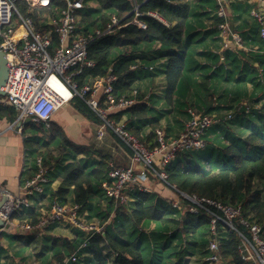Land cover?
Segmentation results:
<instances>
[{"label":"trees","instance_id":"obj_1","mask_svg":"<svg viewBox=\"0 0 264 264\" xmlns=\"http://www.w3.org/2000/svg\"><path fill=\"white\" fill-rule=\"evenodd\" d=\"M95 1L101 11L98 18L97 12L90 10L87 0L86 7L79 13V29L93 36L88 45V58L94 65L85 67L81 74L75 76V80L83 85L111 73L116 76V97L130 95L137 90L139 101L111 114L110 118L115 121L123 120L134 136L151 143L154 141L155 130L161 127V118L148 104L151 98L149 87L143 90L144 84L140 83L143 79L136 76V69L147 65L145 61L152 56L159 59V63H164L161 67L145 68L165 74L167 100L175 103L176 99L180 107L182 106L178 112L185 108L188 120L191 117L189 109L196 107L190 97H198L199 90L210 88L205 73L224 71L227 81L231 82V88L228 87L226 92L231 93L238 101L237 108L230 114H217L221 121L206 130L203 136L204 147L179 153L165 167L167 183L186 194L206 196L240 206L243 218L264 227V188L260 187L264 186V38L260 35L258 22L254 20L251 25L244 20L239 21L238 28L242 32L246 49H225L220 52L223 55L222 61L218 51H210L211 46L220 49V41L222 42L217 27L223 20L216 14L213 15L212 11L205 10L208 5L214 8V0H193L196 7L190 11L178 8V0H173L176 4L167 0ZM16 4L20 13L32 17L37 28L43 32L53 29L45 14L58 17L57 13H61L67 6L65 0H53L48 7L38 6L32 10L25 0H17ZM136 6L143 12H158L163 20L144 15L140 18L147 27L139 28L131 23L135 17L133 10ZM236 7L242 8L241 5ZM113 16L121 20V25L124 26L116 28L112 33L98 35L97 30L104 31ZM234 22L237 20L234 19ZM54 38L58 39L55 32ZM256 43L258 46L252 49ZM199 48L205 49L201 54L209 57L212 65L193 60L194 54L198 53L195 49ZM253 60H257V65H253ZM148 81L153 83L154 78ZM248 87L252 88V94L247 97ZM192 91L195 95H190ZM251 98L252 104L259 105V108H250L245 104ZM86 99L87 97L75 96L71 103L85 119L97 125L101 124L102 119ZM210 110H206L204 114H209ZM18 114L15 106L0 102V120L14 123ZM23 125V132L29 129L35 133L27 139V146L36 154V158H42L43 168L48 169L52 163H60L62 185L55 192L56 197H65L70 187H73V203L79 205L80 213L87 211L89 219L97 217L101 224H105L111 216V222L104 225L101 233H90L87 236L83 231L81 233L86 237L82 236L74 243H64L62 253H59L58 247L54 248L62 264H65L66 254L78 256L76 262L70 261L66 264H77L80 254L90 249L93 255L84 257L82 264L85 260L86 264H111V259L104 257L102 248L98 246L99 235L106 239L108 248L113 251V264H185V255L198 253L195 246L198 250L202 249V253L198 254H204L205 257L209 255V222L206 210L198 214H181L159 193L138 189L129 191L132 200L127 202L109 198L106 192L100 194L98 202L94 201L97 189H104L102 184L108 180V156L101 155L93 145L71 141L53 121L49 130L44 123L33 120L24 122ZM144 127L151 128L150 132L144 134ZM111 133L130 152L128 145L113 131ZM51 144H54V148L50 147ZM254 150L258 154L249 156ZM65 160L69 161L65 163ZM225 161L228 166H223ZM229 161H233L232 164L229 165ZM201 164H209L211 171L203 169L205 165ZM39 168L38 166V170L36 169L37 173ZM172 192L175 193V190L172 189ZM58 202L64 204L65 200L60 199ZM14 219L26 221L33 226L41 223L33 209L14 211L10 221ZM152 222L155 226L148 231L146 227ZM234 224L235 229L224 230L220 226V253L228 264H246L241 258L238 245L239 232L247 235L248 228L239 221ZM202 227L206 231L202 243L197 244L188 237L184 245L186 249H181L183 253L173 255L174 251L180 250L177 247L179 232L185 234L183 236L192 235L198 233ZM1 236L2 233L0 239ZM52 239V246L56 247L58 238ZM83 243L85 246H82Z\"/></svg>","mask_w":264,"mask_h":264},{"label":"built area","instance_id":"obj_2","mask_svg":"<svg viewBox=\"0 0 264 264\" xmlns=\"http://www.w3.org/2000/svg\"><path fill=\"white\" fill-rule=\"evenodd\" d=\"M31 10L38 6L48 7L53 0H25ZM66 8L61 10L60 17L45 14L48 23L53 29L47 32L39 30L29 15L20 13L17 0H0V46L6 52L11 72L6 86V95L0 100L5 105H13L18 109L15 125H19L21 132L23 123L27 118L44 123L47 130L51 127V120L56 111L69 104L73 97H87L89 106L100 116L102 123L96 126L95 139L102 141L110 131L119 136L129 147L126 150V164H116L108 160V180L103 182V188L109 198L116 201L127 202L132 200L129 191L138 189L144 192H153L150 181L162 183L168 189L175 190L174 197H168L166 202L179 213L198 214L202 210L207 212L209 225V255L205 257L204 264H228L220 253V234L222 229H235L234 222L239 221L246 228L245 235L239 232V253L246 264H264V227L260 223L250 222L243 218L240 206L223 203L220 200L196 194H186L178 191L167 183L165 167L171 163L181 152L200 149L204 147V134L213 124L221 121L214 114H204L189 109L190 119L184 130L176 136H169L164 128H157L153 142L143 141L134 136L125 126L123 120L115 121L110 118L123 109L139 101L137 90L130 95L116 97L114 83L116 76L109 74L105 77L90 80L80 85L75 76L82 73L85 67H92L94 62L88 58V45L93 39L79 29L80 11L86 7V0H65ZM216 3L213 15L223 21L218 23L219 36L222 39V48L239 50L245 48L241 36L234 31L230 17L236 13L233 5H243L248 8L253 20L259 24V32L264 38V0H214ZM169 3H176L167 0ZM135 17L131 23L145 29L146 23L140 18L151 15L163 20L156 11L143 12L136 6L133 10ZM19 18L20 28L15 22ZM15 22V23H14ZM18 26V27H17ZM121 20L113 16L108 27L97 30L98 35L112 33L121 27ZM20 32V33H18ZM54 32L58 35L55 40ZM56 81L66 91L61 92L50 81ZM229 117V115H228ZM39 172L30 179L28 185L35 192L43 191L42 183L46 182L42 158H37ZM13 204L7 206L8 216L2 214L10 221L14 211L29 203L23 197L13 198ZM53 211L48 222H68L73 227L91 233H101L105 224L111 222V216L101 224L88 223L79 212V205L72 207L64 204H53ZM87 222V223H85ZM46 222L37 226L23 223L22 228L33 230L42 227ZM222 227L220 228V226ZM3 229H0V234ZM85 246V243L82 244ZM81 248V246H80ZM78 256L73 254L66 263L76 262Z\"/></svg>","mask_w":264,"mask_h":264},{"label":"crops","instance_id":"obj_3","mask_svg":"<svg viewBox=\"0 0 264 264\" xmlns=\"http://www.w3.org/2000/svg\"><path fill=\"white\" fill-rule=\"evenodd\" d=\"M214 2V8L211 6H206L205 10L207 11H215L216 3ZM242 8L237 9L236 5L232 6L233 11L236 13L234 17H230L232 21L233 29L237 32L242 39V32L239 27V21H246L252 25L253 19L249 14L248 8L241 5ZM213 9V10H211ZM236 9V10H235ZM211 13V14H212ZM237 20V22H234ZM237 25V26H236ZM245 30V29H244ZM243 30V31H244ZM222 40V39H221ZM243 41V39H242ZM221 45V46H220ZM220 49L222 48V42L220 41ZM244 45V42H243ZM245 46V45H244ZM257 43L252 46V49H256ZM213 49L215 52L218 51L220 54V49H216V47L211 46L210 51ZM244 49V48H242ZM197 54L195 53L193 56V60L197 61L200 64L211 63L212 60L209 57H206L205 54H201L205 49L199 48L195 49ZM212 50V51H213ZM221 55V54H220ZM223 61V55L220 56ZM257 60H253V65H257ZM213 63H211L212 65ZM214 67V66H213ZM230 66L228 65V68ZM208 78L206 81L209 83L210 88L199 90L198 97H190V100L195 103L196 108L200 110V113H204L206 110H210L209 114H218V115H226L230 114L233 109L237 106L238 101L234 99V96L226 92L228 87L231 88V82L227 81V74L224 71H220L218 73H214L213 71H208L205 73ZM155 80V78H154ZM149 81L141 80V84L148 83ZM194 91V90H193ZM191 92L190 95H195V92ZM233 93V92H232ZM252 94V88L248 87V95ZM213 98L216 100L213 104H205V100L202 98ZM241 103V101H239ZM253 98L249 101L245 102V104L249 105L250 108L256 107L259 108V105H253ZM204 103V104H203ZM242 105V104H241ZM205 107L204 109H201ZM237 108V107H236ZM235 108V109H236ZM234 109V110H235ZM206 113V112H205ZM179 115V114H178ZM180 116V115H179ZM188 118L186 116L179 117L177 124H171L170 126H166V132L169 136H176L180 132H182L186 126ZM54 123L58 124L60 128L63 129L67 137L76 142L77 144H88L93 145L95 149H97V143L95 140V132L97 124L88 121L85 119L82 114H80L73 104L70 102L65 105L61 109L55 112L52 120ZM15 123V122H14ZM14 123H10L7 120H0V188L4 191H7L13 198L15 197H23L28 203L29 206H24L20 211L33 209L36 216L41 219V222H46L44 226L38 227L32 230V232H37L39 230H46V232L40 233V235L29 237V241L25 242L28 246V251L22 256H15V254H8L2 252L0 256V264H62L61 259L56 255L58 254L54 248H59V253H62L64 250V243H74V241H78L83 235V230L73 227L70 223L64 222H48L50 220L51 213L53 211V204H56L58 200H65L64 205H68L69 207L73 206L74 194L73 187H70L69 193L63 198H57L55 192L62 185V178L59 175L60 172V163H52L51 167L48 169H44V177L46 178V182L42 183L43 191L35 192L28 185V182L31 178H33L37 174L38 165L36 162V154L32 152L31 148L27 146V139L32 137L35 133L31 132L29 129L25 132H20L18 130V126ZM161 126V121H160ZM24 127V125H23ZM145 128V127H144ZM144 134L148 133V127L144 129ZM33 133V134H32ZM40 134H38L39 136ZM109 139L113 140L112 150L119 149L124 152V158L127 157L126 147L119 143L112 134L111 131L109 133ZM125 143V142H124ZM214 143V142H213ZM96 144V145H95ZM51 148H54V144H51ZM111 147V143L109 145ZM110 149L108 160H111L112 151ZM55 151V150H54ZM129 151V150H127ZM80 157V156H78ZM99 159V158H97ZM113 160V159H112ZM69 160H65L67 163ZM120 164H126V160H121ZM37 169V170H36ZM151 186L153 187L154 192L159 193V195L163 198H168L173 195V192L165 187L162 183H158L156 181H150ZM101 189V188H100ZM97 189V192L94 194L95 200L97 201L100 198V194L104 193V189ZM172 192V193H170ZM18 211V212H20ZM88 212L84 211L80 213V215L86 219L88 223L96 222L94 217V221H90L88 219ZM99 220V219H98ZM10 224V231L17 229L19 232H23L27 230L22 228L21 225L23 223H28L26 221L21 222L18 219H14L13 221L8 222ZM30 224V223H28ZM155 225L150 224L146 227L148 231L152 229ZM14 228V229H12ZM49 228V229H48ZM30 230V229H28ZM86 232V231H84ZM43 233V234H42ZM60 234V235H59ZM58 238L56 241L57 246H52V238ZM50 237V238H49ZM33 238V242L30 239ZM0 244H2L3 249H8V242L6 239H0ZM62 250V251H61ZM113 251L111 250V264H113L112 255ZM70 255L66 254L65 264ZM187 262V260H186Z\"/></svg>","mask_w":264,"mask_h":264},{"label":"rangeland","instance_id":"obj_4","mask_svg":"<svg viewBox=\"0 0 264 264\" xmlns=\"http://www.w3.org/2000/svg\"><path fill=\"white\" fill-rule=\"evenodd\" d=\"M87 1H88L87 3H88L90 10L97 12L96 18H98L101 14V11H100L99 6L97 5L96 1L95 0H87ZM178 1H179L178 2L179 4L178 3L177 4L175 3V4L178 5L177 7L181 8L182 10L190 11L191 9L194 10V8L196 7V3L193 2V0H178ZM18 8H19V6H18ZM57 16L60 17V12L57 13ZM15 22H17L16 25H18L20 28L23 26L22 23L19 21V18H16ZM80 28L83 29V26L80 25ZM244 49H246V48H244ZM159 62H160L159 59H157L155 56H152V57L148 58V60L145 61V63L147 65L144 64L143 65L144 67H140V68L135 70V74L138 78H142L143 81H148L152 78H155L153 83H149V82L145 83L143 85V90H145L146 88L149 87L148 92L151 94V98L149 99L148 104H150L151 108H154L156 110L155 112L157 113V116L161 118L160 119L161 120V128H164L166 131L167 125L170 126L171 124H177L176 121H178L179 117L181 118V117H184L188 114H187L185 108L182 109L180 112H178L179 108H182V106L180 107V104L176 99H175V103H169L168 102L167 95H166V88L167 87H166L165 74L157 73L158 70L155 71V70H149L148 68H145V66H147V67L154 66L155 68L161 67V65L164 64V63H159ZM50 82L53 85H55L61 92L67 94V91L60 84H58L56 81L51 80ZM211 97L212 98H210V97L202 98L203 100H205L206 105L207 104H213L216 101L213 98V96H211ZM146 100H148V99H146ZM192 108H194V110H196V111H200L194 106ZM204 108L205 107H203L201 109H204ZM150 130H151V128H148V133L150 132ZM111 136H112V133H111ZM96 143H97V150L101 153V155H109L110 154L109 151H110V149L112 150L113 140L109 139V134H107L106 138L103 139L101 142L96 140ZM110 143H111V147H109ZM112 151L113 152L111 154V159H113L116 162V164H120L121 160H125V158L123 157L124 156L123 151H121L119 149H115ZM256 154H258V152L256 150H254L252 155H249V156H253V155L255 156ZM232 162L233 161H229V165L232 164ZM120 165H123V164H120ZM201 165H205V167L203 168L202 166H199V168H203L205 170L211 169L209 164H201ZM223 166H228L226 161L223 162ZM260 187L264 188V186H262V185H260ZM172 197H174V194L171 196V198ZM165 199H167V197ZM98 201L99 200H97V202ZM96 206H98V205H96ZM20 210L21 209H18L17 211H20ZM94 218H96L95 219L96 222H92V223L98 224L101 227L100 220H98L97 217H94ZM90 221H94V219H91ZM65 223L68 224V222H65ZM85 223H87V222H85ZM173 228L175 229L174 226H173ZM12 229H14V228H12ZM41 231L44 233L46 232V230H39L37 232H32V230H28V229L24 230L23 232H19L17 229L10 231V224L6 223V225L3 227L2 238L6 239V241L8 242V246H7L8 249L4 250L2 247L3 245L0 244V256H1L2 252H4V253L8 252V254H10V252H11V253L15 254L16 257L17 256L22 257L28 251V246L26 245L25 242L29 241V237L40 235ZM85 233L88 236L91 232H85ZM205 233H206V231L203 227L199 230L198 233L192 234V235L190 234V235L183 236L185 234H183L182 232H179V242L178 241H175V242H178L177 247L178 248L180 247V250L174 251L173 255H177L178 253H183V252H181V249H183V248L186 249L184 245L186 242L185 240H187L188 237L190 239L192 238L193 241L197 244L202 243L201 241L204 238ZM186 234H188V233H186ZM98 240H99L98 246L100 248H102V250H103L102 253H103L104 257L111 259V250L108 248V244H107L106 239L103 238L102 235L101 236L99 235ZM30 241L33 242V238H31ZM175 242H174V244H175ZM195 248L198 251V253H202L201 248H200V250L197 249V246H195ZM90 250H85L83 254H80V259L77 262V264H82V260L84 259V257H88V256L93 255V252ZM178 251H180V252H178ZM198 253H196V254L191 253L190 255H185L184 256L185 257L184 263L185 264H204V262H205L204 254H198ZM186 260H188V261L185 262ZM84 264H86V260H85Z\"/></svg>","mask_w":264,"mask_h":264},{"label":"water","instance_id":"obj_5","mask_svg":"<svg viewBox=\"0 0 264 264\" xmlns=\"http://www.w3.org/2000/svg\"><path fill=\"white\" fill-rule=\"evenodd\" d=\"M11 72V64L9 63L6 52L0 46V97L6 95V86L9 79V75ZM31 121V118H27L26 122ZM19 127V125H18ZM12 205L9 195H7L6 191L0 188V229L6 225L7 220L3 217L2 214L8 216V212L6 211L7 206Z\"/></svg>","mask_w":264,"mask_h":264},{"label":"bare ground","instance_id":"obj_6","mask_svg":"<svg viewBox=\"0 0 264 264\" xmlns=\"http://www.w3.org/2000/svg\"><path fill=\"white\" fill-rule=\"evenodd\" d=\"M18 33H20V32H18Z\"/></svg>","mask_w":264,"mask_h":264}]
</instances>
